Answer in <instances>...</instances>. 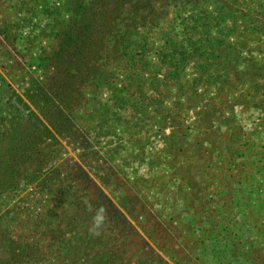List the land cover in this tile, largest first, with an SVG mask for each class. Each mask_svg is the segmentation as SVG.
<instances>
[{
  "label": "rangeland",
  "instance_id": "1",
  "mask_svg": "<svg viewBox=\"0 0 264 264\" xmlns=\"http://www.w3.org/2000/svg\"><path fill=\"white\" fill-rule=\"evenodd\" d=\"M47 1L0 0V260L22 248L42 255L31 264H264V80L167 100L147 87L165 105L136 106L112 74L36 104L58 30ZM18 163L44 183H12Z\"/></svg>",
  "mask_w": 264,
  "mask_h": 264
},
{
  "label": "trees",
  "instance_id": "2",
  "mask_svg": "<svg viewBox=\"0 0 264 264\" xmlns=\"http://www.w3.org/2000/svg\"><path fill=\"white\" fill-rule=\"evenodd\" d=\"M52 7L58 30L53 52L44 58L48 79L37 81L29 95L36 104L44 96L61 106L72 98L76 81L102 83L112 74L123 78L121 92L133 90L136 106L165 105L147 87L167 100L164 92L177 87L207 93L222 77L264 80V0H55ZM2 34L14 38L13 27ZM256 87L264 90L263 84ZM35 146L28 139L21 148ZM21 164L9 176L12 183H44ZM41 257L38 250L27 254L20 248L0 264H31Z\"/></svg>",
  "mask_w": 264,
  "mask_h": 264
},
{
  "label": "clouds",
  "instance_id": "3",
  "mask_svg": "<svg viewBox=\"0 0 264 264\" xmlns=\"http://www.w3.org/2000/svg\"><path fill=\"white\" fill-rule=\"evenodd\" d=\"M104 212H105V209L101 207L100 209L96 211L95 215L93 216L91 231L95 235H99V229L104 223V219H105Z\"/></svg>",
  "mask_w": 264,
  "mask_h": 264
},
{
  "label": "water",
  "instance_id": "4",
  "mask_svg": "<svg viewBox=\"0 0 264 264\" xmlns=\"http://www.w3.org/2000/svg\"><path fill=\"white\" fill-rule=\"evenodd\" d=\"M155 264H158V263H155Z\"/></svg>",
  "mask_w": 264,
  "mask_h": 264
}]
</instances>
